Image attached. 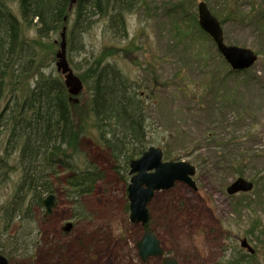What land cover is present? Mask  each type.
I'll return each instance as SVG.
<instances>
[{
  "label": "rangeland",
  "instance_id": "obj_1",
  "mask_svg": "<svg viewBox=\"0 0 264 264\" xmlns=\"http://www.w3.org/2000/svg\"><path fill=\"white\" fill-rule=\"evenodd\" d=\"M133 1L124 11L125 31L114 34L106 19L93 18L79 50L73 47L69 53L70 66L80 75L87 61L113 47L111 61L129 81L130 92L147 106L145 151L160 147L166 161L193 164L196 188L176 182L171 189L156 191L147 205L148 225L133 223L130 163L127 169L125 160L114 159L99 131L88 127L80 139L81 155L71 158L76 170L60 168L51 175L56 196L52 214L45 216V209L34 207L33 218L22 213L7 229L2 216L5 209L12 210L21 168L19 149L7 142L11 126H1L0 156L8 157L13 168L0 186V249L8 264H162L159 258L143 261L139 255L137 243L149 227L166 255L176 256L180 264H264V0ZM200 1L220 20L225 43L249 48L257 56L252 67L232 70L207 33L208 38L188 36L202 50V62L176 43L170 34L174 6L182 5L177 14L185 26L184 16L198 15ZM8 9L21 17L17 1ZM24 28L29 40L37 37L35 27ZM24 64L21 60L16 67ZM36 64L41 65L39 72L23 80L22 90L33 88L40 73L64 80L51 55ZM84 91L88 97L87 85L76 96ZM241 158L242 175L236 170ZM94 169L100 176L93 192L72 197L68 178ZM237 177L252 180L254 190L228 195L226 187ZM68 223L73 227L66 231ZM242 239L256 252L243 248Z\"/></svg>",
  "mask_w": 264,
  "mask_h": 264
},
{
  "label": "trees",
  "instance_id": "obj_2",
  "mask_svg": "<svg viewBox=\"0 0 264 264\" xmlns=\"http://www.w3.org/2000/svg\"><path fill=\"white\" fill-rule=\"evenodd\" d=\"M12 1L18 3L20 18L8 9ZM133 2L0 0V129L1 126H11L7 132V142H13L19 149L18 167L21 168L12 210L5 209V215L2 216V219L7 220V229L14 218L22 213L23 217L33 218L34 207H42L45 194L55 192V186L50 182L52 174H59L60 168L76 170L71 158L79 153L82 133L88 127L99 131L104 146L114 159L125 160L127 169L135 157L145 152L147 106L138 94L130 92L133 90L129 81L111 61V56L115 54L113 47L105 48L99 56L95 55L87 61V66L79 75L89 89V99L85 97L87 91L78 97L68 91L64 80L44 73L38 75L39 80L33 88L28 86L24 91L20 87L23 80L34 78L39 72L41 65L36 64L37 59L44 61L50 55L55 58L54 52L60 47L64 28L69 58L73 47L79 50L77 46H81L84 34L90 30L95 16L106 19L107 28L114 34L119 30L125 31L124 11ZM181 7L174 6L175 12L170 16V34L179 46L183 44L186 47L194 60L202 62V50L192 45L188 36H209L201 29L196 12H187L184 16L185 26L181 24L177 14ZM24 25L35 27L37 37L34 40L24 36ZM189 29L192 30L191 35ZM204 51L206 54L209 50ZM210 53L216 57L215 52ZM21 60L26 64L16 67ZM222 62L226 65L223 59ZM8 88L9 91H6ZM11 100L12 104L9 103ZM6 144V153H11ZM70 148L73 156H69ZM6 158L0 156V186L13 168ZM243 163L244 158H241L236 166L240 175L243 174ZM76 172L68 178L72 197L91 194L100 173L96 169ZM257 192L263 195L260 190ZM27 204L29 206L25 208ZM241 262L237 260L230 263L246 264Z\"/></svg>",
  "mask_w": 264,
  "mask_h": 264
},
{
  "label": "water",
  "instance_id": "obj_3",
  "mask_svg": "<svg viewBox=\"0 0 264 264\" xmlns=\"http://www.w3.org/2000/svg\"><path fill=\"white\" fill-rule=\"evenodd\" d=\"M200 24L217 43L218 49L224 57L237 69L248 68L257 56L247 49L234 45H227L220 21L211 14L205 2L199 4ZM59 69L69 72L68 80L74 78L77 84H68L74 87L72 93H78L82 88L81 81L73 77L66 57V34H63L61 50L58 52ZM193 164L185 161H164V152L160 147H150L143 155L130 164L131 182L128 187V197L130 200V220L134 223L146 225L149 221L147 205L150 203L156 191L171 189L176 182H183L196 188V182L192 176L196 173ZM228 193L234 195L239 192H248L254 189V184L247 178L238 177L228 187ZM43 204L47 213H51L55 205V196L50 194ZM68 225H71L70 223ZM242 247L249 252L255 253V249L249 241L242 239ZM139 255L143 261L148 258L157 257L162 259V264H179L177 258L172 255H164V248L157 235L147 228L143 238L137 243ZM0 264H8V259L0 254Z\"/></svg>",
  "mask_w": 264,
  "mask_h": 264
},
{
  "label": "bare ground",
  "instance_id": "obj_4",
  "mask_svg": "<svg viewBox=\"0 0 264 264\" xmlns=\"http://www.w3.org/2000/svg\"><path fill=\"white\" fill-rule=\"evenodd\" d=\"M201 2H205L206 3V5H207V7H208V9H209V11L211 12V10H210V8H209V6H208V4H207V2L206 1H200L199 3H198V17H199V25L201 26V24H200V13H199V4L201 3ZM211 14L213 15V16H215L212 12H211ZM216 17V16H215ZM217 18V17H216ZM218 19V18H217ZM219 20V19H218ZM220 21V20H219ZM221 24V23H220ZM201 28H202V26H201ZM221 28H222V24H221ZM203 29V28H202ZM222 30H223V28H222ZM203 31L205 32V33H207L204 29H203ZM66 34V28H64V31H63V33L61 34V42H60V47L56 50V52H55V60H56V65H57V69H58V71L60 72V73H62L63 75H64V82H65V85L67 86V88H68V91H71L70 89H69V87H68V84H77V82L75 81V79L74 78H71V79H69L68 80V77H67V75L69 74V72L67 71V72H63V69H59V66H58V62H59V57L57 56V54H58V52L61 50V44H62V41H63V34ZM224 33V32H223ZM212 39H213V41L215 42V44H216V46H217V43H216V41L214 40V38L209 34V33H207ZM227 44V43H226ZM228 45V44H227ZM217 48H218V46H217ZM247 49H249V48H247ZM249 50H251V49H249ZM218 51H219V53L222 55V57L227 61V63L230 65V67H231V69L232 70H234L235 72H239L238 71V69L237 68H235L225 57H224V55H223V53L218 49ZM252 51V50H251ZM253 52V51H252ZM66 57L68 58V53H67V38H66ZM256 62V60L248 67V68H250V67H252V65L254 64ZM69 68H70V70H71V72H72V74H73V77H76V78H78L80 81H81V85H82V87L83 86H85V84H84V82L82 81V79H81V77L79 76V75H75V72H74V70H73V68L69 65Z\"/></svg>",
  "mask_w": 264,
  "mask_h": 264
},
{
  "label": "flooded vegetation",
  "instance_id": "obj_5",
  "mask_svg": "<svg viewBox=\"0 0 264 264\" xmlns=\"http://www.w3.org/2000/svg\"><path fill=\"white\" fill-rule=\"evenodd\" d=\"M50 214H52V212L50 213ZM50 214H46L45 216H48V215H50ZM73 227V224H71V225H66V227L64 228L66 231H68L70 228H72Z\"/></svg>",
  "mask_w": 264,
  "mask_h": 264
}]
</instances>
